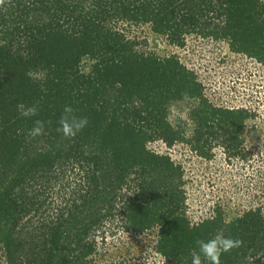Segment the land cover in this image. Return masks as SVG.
Masks as SVG:
<instances>
[{
	"label": "trees",
	"instance_id": "1",
	"mask_svg": "<svg viewBox=\"0 0 264 264\" xmlns=\"http://www.w3.org/2000/svg\"><path fill=\"white\" fill-rule=\"evenodd\" d=\"M135 25L178 47L192 34L226 42L232 52L264 64V0H4L1 249L14 264H90L97 233L117 221L135 232L159 226L156 249L164 264H192L195 242L218 233L243 242L223 252L220 264H264L263 206L227 221L218 205L192 223L182 165L148 146L186 143L211 159L218 144L247 160L245 123L256 113L213 104L196 70L176 54L145 49V40L129 35ZM195 100L196 126L187 138L169 109ZM20 104H38V115L22 116ZM65 105L88 120L72 139L57 131ZM36 119L46 122L44 134L31 138ZM68 172L76 174L72 183H65ZM58 186H72L70 195ZM51 195L61 203L52 206Z\"/></svg>",
	"mask_w": 264,
	"mask_h": 264
},
{
	"label": "rangeland",
	"instance_id": "2",
	"mask_svg": "<svg viewBox=\"0 0 264 264\" xmlns=\"http://www.w3.org/2000/svg\"><path fill=\"white\" fill-rule=\"evenodd\" d=\"M128 31L139 41L145 40L148 51L163 57L176 54L188 68L196 70L198 80L204 84L205 96L213 104L246 107L256 113L245 123L242 148L251 151L247 160L240 156L230 157L227 150L218 144L212 150L213 157L205 159L191 151L186 143H177L172 148L161 140L148 143L152 150L169 153L176 163L182 165V188L186 192L188 218L192 223L198 222L213 215L218 205L227 221L250 208L259 205L264 208V64L232 52L226 42L195 34L187 36L184 47H178L170 44L164 36L153 33L147 25H135ZM35 75L42 77L40 73ZM198 103L199 100H195L189 104L174 102L170 105L169 119L184 129L187 138L195 130L196 124L190 112ZM67 174L65 183L70 180L72 183L76 174ZM59 187L56 190L60 191ZM70 189H62V195L67 192L69 196ZM51 198L52 206L62 201L58 195ZM106 227L104 234L97 233V248L87 259L88 263L164 264V257L156 249L159 226L135 232L123 229L115 221ZM1 248L0 244V264H14L7 260Z\"/></svg>",
	"mask_w": 264,
	"mask_h": 264
},
{
	"label": "clouds",
	"instance_id": "3",
	"mask_svg": "<svg viewBox=\"0 0 264 264\" xmlns=\"http://www.w3.org/2000/svg\"><path fill=\"white\" fill-rule=\"evenodd\" d=\"M4 0H0L3 4ZM21 115L24 117H34L38 115V104L25 107L23 104L18 105ZM45 121L36 119L33 122V127L29 130L28 136L37 138L44 134ZM88 120L86 117L77 116L76 110L71 105H65L58 121L59 127L57 131L61 133L62 139L74 138L84 127L87 126ZM131 195V194H129ZM199 251L192 252V264H220V256L223 252H229L234 248L242 245V240L239 238L226 237L223 234H216L208 240L198 239L196 242Z\"/></svg>",
	"mask_w": 264,
	"mask_h": 264
}]
</instances>
